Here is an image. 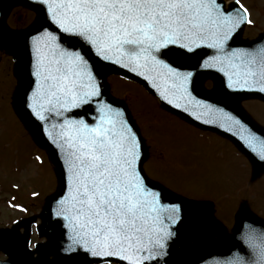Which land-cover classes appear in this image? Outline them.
<instances>
[{
    "label": "snow or ice",
    "instance_id": "1",
    "mask_svg": "<svg viewBox=\"0 0 264 264\" xmlns=\"http://www.w3.org/2000/svg\"><path fill=\"white\" fill-rule=\"evenodd\" d=\"M34 2L42 17L30 38L32 82L24 102L36 120L54 118L45 132L63 162L54 217L70 241L65 252L91 257L88 264H151L166 254L182 212L197 205L163 202L169 194L156 190L141 168L143 141L125 110L104 98L98 77L106 65L126 69L160 102L195 119L202 112L210 117L203 123L232 131L264 161V139L223 108L196 100L194 71L187 70L220 73L232 91L264 93V43L230 46L252 20L247 9L225 8L222 0ZM84 49L101 63L94 65ZM237 240L256 264L264 261V232L246 224ZM251 259L237 251L211 264Z\"/></svg>",
    "mask_w": 264,
    "mask_h": 264
},
{
    "label": "rangeland",
    "instance_id": "2",
    "mask_svg": "<svg viewBox=\"0 0 264 264\" xmlns=\"http://www.w3.org/2000/svg\"><path fill=\"white\" fill-rule=\"evenodd\" d=\"M240 1L255 24L245 26L239 38H256L264 29V0ZM15 6L2 19L12 33L27 28L35 16L31 9ZM3 52L0 58L6 66L0 69V226H9L13 218L41 213L45 200L57 190V177L47 153L15 111V77L10 56ZM105 82L110 96L124 105L137 126L146 155L142 171L149 180L176 194L209 200V215L227 231L235 228L236 213L244 205L264 220V168L252 169L248 158L230 140L195 127L164 108L140 82L119 74L107 75ZM202 83L208 93H215L211 78ZM236 103L264 126L263 101L242 98ZM15 195L23 206L20 212H13L6 202ZM33 228L31 244L43 241V231Z\"/></svg>",
    "mask_w": 264,
    "mask_h": 264
},
{
    "label": "water",
    "instance_id": "3",
    "mask_svg": "<svg viewBox=\"0 0 264 264\" xmlns=\"http://www.w3.org/2000/svg\"><path fill=\"white\" fill-rule=\"evenodd\" d=\"M16 1L23 2L37 9L39 12V18L36 24L30 30L22 32L20 34H16L14 36H8V34L4 32L2 27L0 26V44L6 45L8 49L17 57L15 72L20 78L21 83L17 89L15 96V109L23 119L24 123H26V126L31 131L34 139L48 151L51 162L56 168L59 187L57 193L48 199L44 208V212L41 215V228L49 237L48 241L46 243L38 244L34 251H29L26 248L28 242L27 235L18 237V231L14 228L0 229V250L8 255V260L0 262V264H88V262L92 258L85 256L83 253H73L71 255L66 254L65 248L67 244L70 243V241L67 239L66 230L62 227L63 221L58 220L54 217L56 199L59 198V193L64 187L63 162L61 159V155L55 148V146L50 142V140L48 139V135L45 132V129H48V132L52 131L54 118L50 119L47 123L36 120L31 116L30 110L27 108L26 103L24 102L26 100V95L30 94V84L32 82V77L30 75L32 63L30 38L32 35L36 34L37 29L40 27L42 13L39 11V9L41 6L35 3L34 0H0V17L4 12L7 4ZM261 38L264 39V34L261 36ZM262 39H259L256 42L259 43L262 41ZM250 44L251 42L240 43L237 42V40H235L234 42H230V46L232 47H247ZM83 54L94 65L101 63L87 49L83 50ZM192 63L195 62L193 61ZM187 70L194 71V80L196 81V83L191 87V91L192 96L196 100H200L217 108H223L224 111L239 119L241 124H243L244 127H246L249 131L264 139V129L255 125L253 121L250 120L243 112H241L234 103L235 99L247 96H257L264 99V93H260L258 91H232L226 88V80L220 73L212 70L205 71L200 69L199 67L189 68ZM107 71H117L124 75L135 78L143 82L144 85L153 93V90L141 77L135 76L134 74L128 72L126 69L120 68L118 66L106 65L103 69L102 75L98 77L102 84L103 96L107 101L112 102L114 106L120 107L122 110H124V107L119 102L114 101L108 96L102 83L103 76ZM206 75H211L216 79L218 92L216 95L208 96L202 93V91L200 90L199 82L202 77ZM181 103L183 104L185 102ZM164 105L168 109L180 113L186 119L195 122L199 126L215 130L220 134L230 138L237 145V147L249 157L254 166L264 167V161H260L253 153H251L243 145V142L239 139L238 135L234 136L232 134V131H225L216 124L203 123V120L210 119V117L205 116L202 112L198 113L199 119H195L193 116H190L183 111L173 108L167 104ZM235 130L236 129H233V131ZM149 183L155 185L156 190H163V188H161L157 184H154L150 181ZM163 202H183V204L187 207L184 200H180L171 194H169L168 199L164 200ZM34 220L35 217L27 218L23 220L22 223L27 227ZM181 221L185 223V227L188 229V231L193 233H200L203 236L216 235L221 239L222 243L220 245L211 243L205 244V246L201 248L202 256L197 260H191L189 256L195 250V248L192 244L191 239L181 231L179 227V223ZM246 224L251 225L260 232H264V221L253 218L245 208L240 212L238 224L232 231V233H228L220 225L206 218L204 215L198 213L192 214L190 211H183L182 219L170 229L174 233V235L167 241V246L165 249L166 254L158 258V260L152 261L151 264H211L214 258L223 259L230 256L233 252L237 251L247 256V249L240 243L239 240H237V237L242 233ZM34 253H37L36 257L32 256ZM50 256H52L53 258L49 259Z\"/></svg>",
    "mask_w": 264,
    "mask_h": 264
},
{
    "label": "flooded vegetation",
    "instance_id": "4",
    "mask_svg": "<svg viewBox=\"0 0 264 264\" xmlns=\"http://www.w3.org/2000/svg\"><path fill=\"white\" fill-rule=\"evenodd\" d=\"M17 6H15V8H18L19 6H21V7H27V6H24V5H21V4H16ZM12 8H14V7H12ZM12 8L10 9V10H12ZM27 8H29V7H27ZM29 9H31V8H29ZM32 10V12H35L33 9H31ZM36 19V13H35V16L33 17V20H32V22L34 21ZM5 24H7L6 23V21H5ZM8 25V24H7ZM20 30H22V29H18V30H15V31H20ZM0 51L2 52V51H4V49L2 48V47H0ZM3 53H5V52H3ZM10 59L12 60V57L10 56ZM6 66V63L5 64H3L2 63V59L0 58V69H2V66Z\"/></svg>",
    "mask_w": 264,
    "mask_h": 264
},
{
    "label": "clouds",
    "instance_id": "5",
    "mask_svg": "<svg viewBox=\"0 0 264 264\" xmlns=\"http://www.w3.org/2000/svg\"><path fill=\"white\" fill-rule=\"evenodd\" d=\"M246 257H252L251 264H256V258L252 256V253L250 250H248V255ZM246 264H249L247 260H246ZM260 264H264V261H261Z\"/></svg>",
    "mask_w": 264,
    "mask_h": 264
}]
</instances>
